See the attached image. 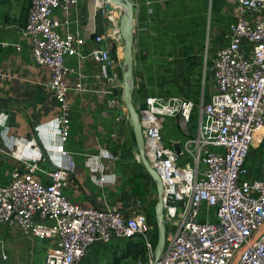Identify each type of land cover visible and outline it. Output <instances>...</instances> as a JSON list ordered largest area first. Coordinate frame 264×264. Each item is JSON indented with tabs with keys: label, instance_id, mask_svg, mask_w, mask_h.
<instances>
[{
	"label": "built area",
	"instance_id": "built-area-1",
	"mask_svg": "<svg viewBox=\"0 0 264 264\" xmlns=\"http://www.w3.org/2000/svg\"><path fill=\"white\" fill-rule=\"evenodd\" d=\"M80 1H30L21 36L33 62L47 70L48 85L59 103L50 121L59 154L47 182L32 172L15 170L0 183V228L48 239L51 245L43 264H81L93 248L135 237L146 244L148 264H264V162L257 170L248 162L253 148H264V0H224L232 20L212 44L215 88L201 108L197 144H186L197 154L194 165L178 163L174 145L164 140L163 117L188 121L195 103L167 92L146 93L134 101L145 154L164 187L166 245L157 263L154 226L146 211L128 216L110 207H81L64 193L73 166L72 161L63 162L70 132L69 92L73 87L87 90L70 60L93 58L98 66L95 76L102 79L101 93L109 95L117 78L113 48L124 47L122 10L108 11L106 0H101L96 13L103 20L92 36L104 42L105 49L98 45L85 50L88 37L81 28Z\"/></svg>",
	"mask_w": 264,
	"mask_h": 264
},
{
	"label": "crops",
	"instance_id": "crops-1",
	"mask_svg": "<svg viewBox=\"0 0 264 264\" xmlns=\"http://www.w3.org/2000/svg\"><path fill=\"white\" fill-rule=\"evenodd\" d=\"M100 1H80L81 28L88 37L85 50L102 45L92 36L103 20L96 13ZM225 6L224 0H134L133 100L140 101L146 93L167 92L195 103L188 121L163 117L164 140L181 147L179 164L196 163L197 154L186 144L190 140L197 144L201 108L215 88L212 44L227 32L232 20ZM26 19L27 13L22 17L0 13V41L6 43L0 44V183L7 182L15 170L32 172L47 182L59 154L58 137L50 124L59 103L48 85L47 70L33 62L30 46L21 36ZM122 54L121 48H113L117 78L109 95L101 93L102 79L95 76L98 66L93 58L70 60L82 73L87 90L73 87L69 92L70 132L63 162L72 161L73 166L64 193L81 207H110L128 216L146 211L155 227L158 193L127 119ZM76 76L72 74L73 81ZM249 162H258L249 163L255 169L264 159ZM22 233L16 242L25 249L32 240L29 233ZM46 247H42L44 255Z\"/></svg>",
	"mask_w": 264,
	"mask_h": 264
},
{
	"label": "water",
	"instance_id": "water-1",
	"mask_svg": "<svg viewBox=\"0 0 264 264\" xmlns=\"http://www.w3.org/2000/svg\"><path fill=\"white\" fill-rule=\"evenodd\" d=\"M106 9L108 11H114L121 8L120 15V35L124 41L123 55H122V69H123V99L126 103L130 121L133 126V132L135 140L140 152L141 160L151 175L152 179L156 183L158 198L155 204L156 222L155 226L158 231V239L155 246V262L157 263L161 257V254L166 245V224L164 222L163 211V183L160 174L151 166L149 159L145 154L144 136L142 132V125L140 122V114L136 109L133 100V93L135 88L134 77V0H106ZM102 49H105V44L102 42ZM174 149L177 155L181 153V147L179 144L174 145ZM234 264V262L232 263Z\"/></svg>",
	"mask_w": 264,
	"mask_h": 264
},
{
	"label": "rangeland",
	"instance_id": "rangeland-1",
	"mask_svg": "<svg viewBox=\"0 0 264 264\" xmlns=\"http://www.w3.org/2000/svg\"><path fill=\"white\" fill-rule=\"evenodd\" d=\"M30 1L31 0H0V13L22 17L27 13ZM250 158H252V161L258 159L263 160L264 148H253ZM249 163L256 165L258 162ZM253 167L257 169L256 166ZM22 232L23 231L18 228H9L7 226L0 228V264H43L45 255L42 247L47 245L45 249H49L50 241L30 235L32 244L24 249L16 242L17 239L21 237L20 235L24 234ZM125 245L126 242L122 241L117 245L95 247L87 253L86 257L81 261V264H112L116 260V257L120 256L121 250ZM39 258H41V261L38 260ZM119 264L142 263L138 259L127 257L121 259Z\"/></svg>",
	"mask_w": 264,
	"mask_h": 264
},
{
	"label": "trees",
	"instance_id": "trees-1",
	"mask_svg": "<svg viewBox=\"0 0 264 264\" xmlns=\"http://www.w3.org/2000/svg\"><path fill=\"white\" fill-rule=\"evenodd\" d=\"M157 239H158V231L155 226L152 232V241H153L154 249L157 243ZM125 242L126 245L121 250L120 256L116 257V260L112 264H119L121 259L127 257L138 259L142 264H148L146 244L141 237L129 238ZM118 243H116V245Z\"/></svg>",
	"mask_w": 264,
	"mask_h": 264
}]
</instances>
